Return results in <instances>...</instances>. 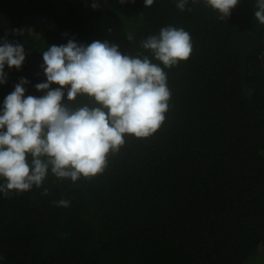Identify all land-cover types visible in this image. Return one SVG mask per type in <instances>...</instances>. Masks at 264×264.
Listing matches in <instances>:
<instances>
[{
  "label": "trees",
  "instance_id": "trees-1",
  "mask_svg": "<svg viewBox=\"0 0 264 264\" xmlns=\"http://www.w3.org/2000/svg\"><path fill=\"white\" fill-rule=\"evenodd\" d=\"M91 5L0 0V37L26 50L19 69L5 66L0 102L20 77L25 95H42L34 85L46 80L43 51L70 38L120 44L131 33L120 51L151 55L140 42L173 25L190 33L193 51L165 69L172 95L161 127L129 134L102 173L73 182L49 171L40 187L0 194V264H248L264 251V23L255 0H239L224 19L203 0L184 10L177 0ZM61 198L69 205L54 203Z\"/></svg>",
  "mask_w": 264,
  "mask_h": 264
},
{
  "label": "clouds",
  "instance_id": "clouds-1",
  "mask_svg": "<svg viewBox=\"0 0 264 264\" xmlns=\"http://www.w3.org/2000/svg\"><path fill=\"white\" fill-rule=\"evenodd\" d=\"M153 3L144 0L145 6ZM188 3L177 0V7L184 10ZM203 3L224 19L239 0ZM255 3L254 16L264 23V0ZM91 6L99 7L100 0ZM140 46L151 55L122 53L107 39L83 43L70 38L43 51L46 80L34 85L43 94L25 95L29 81L20 77L0 102V194L40 187L49 171L73 182L91 178L105 170L108 156L129 134L145 138L161 127L172 95L165 69L188 59L193 41L183 27L167 25ZM25 56L21 42L0 37V84L7 82L5 66L19 69ZM53 82L58 86L51 87ZM54 203L68 206L70 201Z\"/></svg>",
  "mask_w": 264,
  "mask_h": 264
},
{
  "label": "rangeland",
  "instance_id": "rangeland-1",
  "mask_svg": "<svg viewBox=\"0 0 264 264\" xmlns=\"http://www.w3.org/2000/svg\"><path fill=\"white\" fill-rule=\"evenodd\" d=\"M32 31H33V28L28 29L29 34L32 33ZM120 38H122V40H120L121 41L120 44L115 43L116 41L113 43L119 45V49L122 50L123 52H125L128 50L127 48L129 47L132 40H129L128 35L127 36L122 35ZM30 39H32V37H30ZM248 264H264V251L259 250L258 255L253 257L251 259V261L248 262Z\"/></svg>",
  "mask_w": 264,
  "mask_h": 264
}]
</instances>
